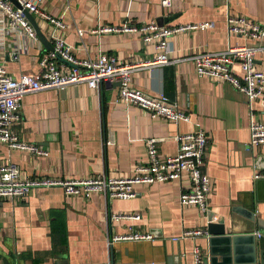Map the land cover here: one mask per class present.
Returning <instances> with one entry per match:
<instances>
[{
  "label": "crops",
  "instance_id": "1",
  "mask_svg": "<svg viewBox=\"0 0 264 264\" xmlns=\"http://www.w3.org/2000/svg\"><path fill=\"white\" fill-rule=\"evenodd\" d=\"M45 0L44 9L65 25L64 39L80 59L113 55L119 63L141 67L131 86L148 96L165 95L191 117L174 123L152 119L135 105L119 101L118 83L70 86L26 95L20 120L12 130L21 140L42 147L49 157L33 156L0 143V168L8 161L21 170L23 180L130 177L148 164L146 141L160 139V158L175 156L178 134L201 129L208 137L204 172L211 185L208 210L214 222L225 218L236 234L260 238L256 223L234 212L254 205L264 220V146L251 149V124L264 122V97L249 100L233 86L201 78L192 61L149 66L157 56L153 44L139 34H92L101 27L208 24L206 30L183 32L169 39L174 58L189 53L222 52L230 46H264L230 36L229 15L264 24V0ZM33 17L47 43L25 47L24 36L0 35V61L10 76L37 74L40 61L52 47V25ZM173 21L165 23V19ZM78 30H83L80 37ZM2 26L0 27V33ZM21 49L18 60L11 54ZM264 72V53L256 56ZM236 72L241 74L240 68ZM192 189L188 175L168 183L137 185V197L109 200L67 196L61 188L33 190L23 199H0V264H194L195 246L206 248V235L173 241L185 231L206 230L207 219L197 206L183 207L180 197ZM139 214V220H116L112 215ZM145 233L153 241H121L115 235ZM200 249V248H199ZM204 256V254H203Z\"/></svg>",
  "mask_w": 264,
  "mask_h": 264
},
{
  "label": "built area",
  "instance_id": "2",
  "mask_svg": "<svg viewBox=\"0 0 264 264\" xmlns=\"http://www.w3.org/2000/svg\"><path fill=\"white\" fill-rule=\"evenodd\" d=\"M16 7L10 0H0V33L14 34V37L24 36V46L40 45L37 31L26 17L25 11L45 23L52 25V47L40 61V71L37 74L24 73L18 78L10 76L4 64L0 61V143L10 149H17L33 156L49 157V152L40 146L28 143L12 130L14 123L20 120L22 99L32 93L47 90L66 91L70 86L86 84L90 88H98L101 83H119V101L135 105L152 119L164 118L176 124L191 122L189 114L178 108L165 95L148 96L131 86L132 73L140 69L139 65L119 63L113 55L101 54L97 59H78L64 39L66 25L52 17L45 9V0H16ZM172 0H162L161 5L170 7ZM209 25L188 24L179 26H164L156 23L141 26L101 27L91 31L92 34H139L145 45L153 44L157 50L156 58L149 66L176 65L183 61H192L196 73L201 78L222 82L233 86L249 100H261L264 97V72L256 66V56L264 53V46H230L222 52L189 53L183 58L172 57L169 51V39L183 32L206 30ZM227 29L230 36L264 42V24L248 19L229 15ZM80 37L85 34L78 30ZM20 48H15L11 54L13 60H18ZM240 68L241 74L236 72ZM251 149L264 146V122L251 124ZM178 144L175 156L160 158L158 144L160 139L151 138L146 141L148 148V164L139 165L130 177H107L81 179L44 178L23 180L21 170L11 161L0 168V199H23L33 190L61 188L67 196L89 199L92 195L102 194L109 200H130L137 197L134 188L137 185H153L168 183L188 175L192 189L180 197L183 207L197 206L204 217L207 216L208 195L211 181L204 172L208 137L201 129L195 132L178 134L174 137ZM254 180L264 179V174L256 172ZM116 220H139V214L112 215ZM208 236L207 230L185 231L173 241ZM259 237L261 235H258ZM154 237L145 233H128L109 238L108 246L121 241H153ZM194 264H204L202 251L195 247ZM110 264V263H109Z\"/></svg>",
  "mask_w": 264,
  "mask_h": 264
},
{
  "label": "water",
  "instance_id": "3",
  "mask_svg": "<svg viewBox=\"0 0 264 264\" xmlns=\"http://www.w3.org/2000/svg\"><path fill=\"white\" fill-rule=\"evenodd\" d=\"M16 7H19L16 0H10ZM26 17L34 25L39 39L47 43V38L41 33L33 17L25 11ZM175 17L165 19V23L173 21ZM53 49L51 47L50 51ZM119 84V83H118ZM234 212L254 222L258 226L260 238L253 234H236L231 228L236 226L233 220L227 225L225 218L214 222V213L208 212L207 219V247L200 248L204 254V264H264V220L256 215L254 205L249 207H236Z\"/></svg>",
  "mask_w": 264,
  "mask_h": 264
}]
</instances>
